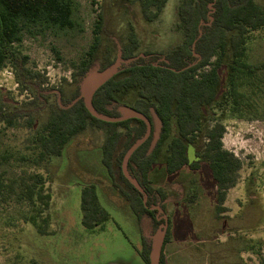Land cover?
<instances>
[{
	"label": "rangeland",
	"instance_id": "1",
	"mask_svg": "<svg viewBox=\"0 0 264 264\" xmlns=\"http://www.w3.org/2000/svg\"><path fill=\"white\" fill-rule=\"evenodd\" d=\"M68 1L73 5V29L28 26L18 46L29 57L28 68L45 81L43 87H63L67 98L78 86L73 74L88 60L96 36L100 46L91 74L103 72L108 58H121L132 33L138 39V52L155 54L158 62L182 38L178 31L182 0H168L152 23L133 0ZM260 1L264 7V0ZM209 9L211 15L212 6ZM98 22L101 30L96 33ZM263 61L264 32H254L248 43V62ZM29 98V93L20 92L7 64L0 70V101L13 105ZM260 114L256 120H245L217 111L209 119L211 127L217 121L223 124L224 149L242 163L221 213L215 181L204 162L198 171L185 169L156 182L168 195L166 212H157L158 220L170 216L172 221L171 241L164 250L167 264H264V113ZM221 115H225L222 121ZM30 123L24 119L11 127L0 124V178L4 182V186L0 183V264H146L140 256L142 240L147 239L152 248L154 236L165 224L154 228L149 217L138 220L114 187L102 163L104 132L88 128L67 145L61 157L36 165L34 136L41 124L40 120ZM189 159H196L192 147ZM36 175L43 176L44 191L51 195L44 213L17 203L8 188L18 178L32 180ZM90 185L96 187L110 214L95 230L82 223V190ZM31 216L36 217L37 226L29 222Z\"/></svg>",
	"mask_w": 264,
	"mask_h": 264
},
{
	"label": "trees",
	"instance_id": "2",
	"mask_svg": "<svg viewBox=\"0 0 264 264\" xmlns=\"http://www.w3.org/2000/svg\"><path fill=\"white\" fill-rule=\"evenodd\" d=\"M133 1L144 19L152 23L158 20L168 0ZM36 25L73 29L72 3L68 0H0V70L8 64L20 92L30 94L22 103L11 105L0 101V124L11 127L24 119L29 123L40 120L41 126L34 136L38 149L34 158L36 165L61 157L76 136L95 128L105 134L102 163L138 220L147 216L154 228L165 224V218L159 221L158 211L151 209L160 206L166 212L168 195L156 182L185 169L198 171L203 162L215 181L219 212L224 211L222 205L227 191L236 185L242 163L224 149L223 124L217 121L211 127L209 119H213L217 111L245 120H256L264 113V61L248 62L250 35L264 32V7L260 0H182L178 9V31L182 38L164 56V61L158 62V56L149 52L139 53L138 39L132 33L121 56L129 62L122 63L117 73L95 93L92 103L100 114L120 117L122 109L129 107L146 115L152 123L151 136L128 163L130 175L148 195L146 205L144 195L124 176L122 162L126 152L146 134L147 124L140 119L104 122L90 114L83 99L72 105L80 96L83 80L92 73V59L100 46V37L96 36L88 60L77 66L73 81L78 86L67 98L63 87H43L45 81L28 68L29 57L18 47L23 40V30ZM100 30L98 22L96 33ZM115 61V57L108 58L104 70ZM155 117L160 127L154 143ZM224 118L225 115H221L220 120ZM190 147L194 149V161L189 159ZM1 159L6 160L7 156ZM158 164L161 170H157ZM2 179L0 183L4 186ZM8 188L15 193L17 203L40 209L42 213L49 209L51 195L44 191L42 175L32 180L18 178ZM81 207L82 223L89 230H95L110 218L94 185L83 188ZM29 219L37 226L35 216ZM168 223L161 264H167L164 250L171 241L170 216ZM39 232L44 234L41 229ZM150 253L151 244L143 239L140 256L146 264H150Z\"/></svg>",
	"mask_w": 264,
	"mask_h": 264
},
{
	"label": "water",
	"instance_id": "3",
	"mask_svg": "<svg viewBox=\"0 0 264 264\" xmlns=\"http://www.w3.org/2000/svg\"><path fill=\"white\" fill-rule=\"evenodd\" d=\"M212 6V5H210ZM201 36V33H200ZM193 49H195V44L193 45ZM121 58H118L112 66L109 68L105 69L103 72L98 73V74H89L82 82L81 84V90H80V96L72 103H76L78 100L83 99L85 106L87 110L90 112V114L95 117L98 120L108 122V123H118V122H123L127 121L130 119H140L143 120L147 124V132L146 134L138 140L125 154L122 162V171L126 179L140 192L144 195V204L146 205L148 202V195L145 192V190L142 188V186L130 175L128 171V163L132 155L149 139V137L152 134V123L148 119L146 115L143 113L126 107L122 109V116L120 117H110L106 116L103 114H100L97 112L94 107H93V97L95 93L104 85L106 82H108L118 71L119 67L121 66L122 63H125ZM127 61L126 63H128ZM60 102V98H59ZM72 105L68 106L71 107ZM156 121V135H155V140L154 143L156 142L159 134V122L157 118L155 117ZM152 210H157L158 212H161V207L160 206H153L151 208ZM166 222L164 228H160L156 235L154 236V240L152 243V248H151V253H150V264H161V257H162V252H163V242H164V237L167 232L168 228V219L167 217H164Z\"/></svg>",
	"mask_w": 264,
	"mask_h": 264
}]
</instances>
